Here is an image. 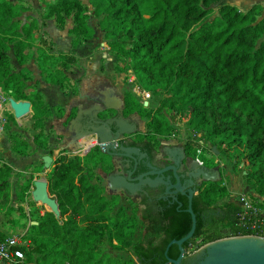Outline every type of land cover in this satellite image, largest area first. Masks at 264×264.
<instances>
[{
  "label": "trees",
  "instance_id": "1",
  "mask_svg": "<svg viewBox=\"0 0 264 264\" xmlns=\"http://www.w3.org/2000/svg\"><path fill=\"white\" fill-rule=\"evenodd\" d=\"M82 1L43 0L41 5L46 10L43 19L55 17L61 27V15L73 14L76 27L85 32L83 40L89 39L92 31L82 23L85 19ZM85 1L109 50L124 58L116 64L118 71L131 70L138 85L151 97L162 95L160 109L184 118L190 136L184 144L187 154L210 164L199 145L203 138L218 139L228 151L242 149L250 169L247 176L254 184L253 194L249 195L255 206L263 209V5L256 3L242 11L229 4L231 0ZM21 13L18 3L0 0V24L4 34L21 38L18 24L13 22ZM5 48L6 45L1 44L0 68L8 61ZM30 52L29 45L15 42L14 54L18 58ZM69 62L66 54L43 53L37 57L38 66L52 70L58 80L67 77L57 69V64L67 67ZM3 76L0 70V86L7 95L15 101H28L36 117L38 105L18 89L10 90V77ZM142 104L127 92L123 116L128 117L136 110L143 114L146 109ZM113 114L114 110L100 113L103 117ZM146 116L149 117L150 112ZM149 127V134H141L149 151L160 145L156 136L169 137L174 132L160 114L153 116ZM105 165H110L109 157L99 147L81 158L61 155L52 162L46 175L47 191L58 205L59 216L45 212L31 224L32 250L38 254L37 264H168L164 256L167 244L182 238L190 229V215L185 210L187 201L179 198L182 206L178 209L177 203L170 206L160 201L165 210L158 216L148 207L141 217L145 225L143 234L132 241L137 219L129 217L122 207L115 209L118 196L109 199L104 196L96 170ZM24 182L22 194L32 187V175L26 174ZM227 195L221 182H208L193 198L196 228L193 237L182 245L186 252L229 237L253 234L264 237V226L256 224L255 229L251 228L255 220L241 216L242 209L235 197L217 206ZM8 199L9 183L4 180L0 182V211L6 208ZM106 231L111 233V242L127 248L131 258L121 261L108 255H96L97 247L106 241ZM3 239L0 232V240ZM21 250L25 256L23 264H33L29 249L23 246ZM178 254L175 245L167 251L171 259H176Z\"/></svg>",
  "mask_w": 264,
  "mask_h": 264
},
{
  "label": "rangeland",
  "instance_id": "2",
  "mask_svg": "<svg viewBox=\"0 0 264 264\" xmlns=\"http://www.w3.org/2000/svg\"><path fill=\"white\" fill-rule=\"evenodd\" d=\"M9 1L22 7L20 16L13 20L18 24L21 38L4 34V27L0 24V48L1 44L6 45L4 53L8 58L0 70L4 72L3 77H10L9 89L14 91L18 89L25 94L27 99L38 105L39 113L34 117L31 110L20 119L10 116L7 129L0 137V175L3 177L0 182L5 180L9 183V199L6 208L0 211V226L4 227L7 234H24L22 238L24 247L32 253L33 264H37L35 259L38 254L32 250L34 241L30 227L50 209L33 201L32 187L28 193L22 194L21 191L25 187L24 177L31 174L33 182H46V175L51 166L49 169H43V156H50L53 162L61 155L81 158L92 149L96 144V136L82 131L83 120L89 119H84V116H90L88 114L91 108L98 110L104 106H115L118 111L123 110L124 96L130 92L139 103H144L142 105L146 109L143 114L136 110L128 116L137 127L133 133H140L139 141H144L141 140L143 137L141 134L151 132L149 122L155 114L162 115L174 128L169 137L156 136L160 144L168 147L169 141H174L184 146L190 140V136L184 126V118L160 109L162 95L143 101L134 92V87L138 83L132 71H118L116 64L123 62L124 58L109 50L92 9L85 0L82 1L85 15L82 23L92 31V36L85 40L82 36L85 32L76 27L77 21L73 14L61 15L63 23L59 27L55 17L43 19L46 13L41 5L43 0ZM252 2L263 4V0ZM228 3L236 5L242 11L247 10L237 0ZM217 8L218 5L214 6L215 12ZM16 41H23L25 45H29L31 52L23 58H18L14 54ZM43 53L54 56L66 54L70 58L67 67L57 64V69L62 71L67 79L58 80L52 70H44L38 66L37 57ZM122 66L119 64V67ZM5 93L7 94L6 91ZM149 112L150 116L147 117L146 114ZM78 136H81V140L79 145H76ZM199 145L209 159L206 160L210 163L206 165V169L211 172L217 171L215 182H221L222 187L228 191L227 197L219 201L217 206L234 199L237 195L253 194L254 184L247 176L250 169L242 149L228 151L215 138H203ZM213 148L218 152L217 155L213 153ZM96 173L102 175L100 172ZM99 182L104 188V196L109 199L111 193L108 190L105 192V181L100 178ZM119 207H122L129 217L137 219L138 226L132 238V241H136L142 236L145 227L141 218L142 209H139L135 201L122 197H119L115 209ZM105 239L106 241L96 249L98 257L108 255L121 261L132 257L127 248H120L115 242H111L109 231L105 232ZM189 252V255L194 253L193 249Z\"/></svg>",
  "mask_w": 264,
  "mask_h": 264
},
{
  "label": "flooded vegetation",
  "instance_id": "3",
  "mask_svg": "<svg viewBox=\"0 0 264 264\" xmlns=\"http://www.w3.org/2000/svg\"><path fill=\"white\" fill-rule=\"evenodd\" d=\"M86 118L89 119L86 121L83 120V132H103L104 127L109 126L111 129L110 134L114 136L115 133L121 132L122 129L116 127L115 123L109 125V121L126 117L123 116L122 110L118 111L116 109L114 110V114L111 116L108 115L103 117L100 113H98L96 116H84V119ZM139 134L140 133L137 132L124 134L122 139L118 141V146L114 152L110 150L108 153L104 152L109 157L110 165L103 166V169L98 168L96 172H100L102 174L99 176L103 179V181H105L104 187L108 184L106 178L109 175H118V177L124 178L130 184H137V179L140 176H143V179L150 180H153L156 177H162L165 184L158 183L155 187H150L148 184H145L141 186L140 190H136L133 193L123 189L119 192V194H115L112 190H108L110 191L109 193H111V196H119L135 201L139 209H142L141 214L149 207L152 214L155 216H158L165 210V208L160 204V201L162 203L169 204L170 206L177 203L178 209L182 206L179 198H184L187 201L186 194L188 191L193 192V198L197 196L202 188L208 183L202 176L204 168H207L205 162L199 158L195 159L190 154H187L184 146L180 144H177V147L172 146L169 149L168 147L160 144L156 150L149 151V146L146 144L147 142L138 140ZM95 147H99L97 142L92 149ZM119 147L136 149L138 150V154L133 155L132 157L118 156L122 154L120 151H117ZM168 167L174 168L175 174L182 187V190L177 191V193H174L173 189H169V193H166V189L176 183V180L170 175V172H166L163 175L160 174L159 176L154 174ZM149 173H151V175H147ZM173 197L177 198L176 202L172 200ZM179 203L181 204L180 206ZM185 257L186 259L182 261V264H198L200 261V258L193 255L186 254Z\"/></svg>",
  "mask_w": 264,
  "mask_h": 264
},
{
  "label": "water",
  "instance_id": "4",
  "mask_svg": "<svg viewBox=\"0 0 264 264\" xmlns=\"http://www.w3.org/2000/svg\"><path fill=\"white\" fill-rule=\"evenodd\" d=\"M10 108L13 113V117L15 119H20L31 111V104L28 101H15L13 98H9ZM105 110H113V108H106ZM105 110H99L98 113H101ZM119 119L111 120L109 123H116L117 127H120ZM124 130L121 132H117L114 134L113 138L110 137H101L98 133H92L89 135L96 136V142L102 152H109V150H113L116 148L117 142L122 139L124 134H131L135 130V126L133 124L127 123L124 120ZM87 137V136H85ZM80 147V146H79ZM121 151H125V153L133 152L138 154V150L136 149H126L123 147H119ZM90 151V150H89ZM88 151V152H89ZM215 155L218 152L215 148L212 149ZM86 152V154L88 153ZM85 154V155H86ZM111 154V153H109ZM126 157H132L131 155H126ZM43 169H49L52 164V158L50 156H43ZM166 172H170V175L176 180L174 185H171L166 189V193H169V189H173L174 193L177 191H181L182 187L180 185L179 179L175 174V170L173 167L165 168L159 172L154 173L156 176L160 174L163 175ZM204 175H209L211 171L204 168ZM153 174V173H152ZM151 175V173L147 174ZM143 176H140L137 181V184H126L124 180L121 182V186H124L125 189L133 193L136 190H140L141 185H144V182L147 183L150 187H155L158 183L165 184L162 177H156L153 180L143 179ZM207 182H215L216 179L214 177H209L204 179ZM32 195L33 201L36 203H40L49 207L52 214L56 217L59 216L58 205L47 191V183L45 181H34L32 185ZM187 198V209L186 212L190 215L191 225L189 231L178 240H171L164 251V256L167 259L168 264H182V261L186 259V251L182 247V245L190 240L193 237L196 228V218L192 211V199L193 192L188 191L186 194ZM173 201H177V198L173 197ZM181 204L179 203V206ZM35 224V223H32ZM175 245L178 249V256L176 259L168 258L167 251L170 246ZM200 258L198 264H264V238L256 237V236H241V237H229L220 240H216L210 243H207L200 247L196 252L191 254Z\"/></svg>",
  "mask_w": 264,
  "mask_h": 264
},
{
  "label": "built area",
  "instance_id": "5",
  "mask_svg": "<svg viewBox=\"0 0 264 264\" xmlns=\"http://www.w3.org/2000/svg\"><path fill=\"white\" fill-rule=\"evenodd\" d=\"M134 92L143 100L148 101L151 98L149 92L142 89L136 84ZM9 97L3 88L0 86V137H2L6 131L8 118L13 115L9 104ZM236 203L241 207V216L253 218L255 222L251 225V228L255 229L256 224L264 226V208L261 209L253 203L250 195L240 194L235 197ZM4 239L0 240V264H23L25 256L21 247L24 246L22 240V233L18 234H3ZM250 236L262 237L258 234ZM264 238V237H262ZM199 249V248H198ZM197 249V250H198ZM197 250H193L194 252ZM189 250L186 252L189 255Z\"/></svg>",
  "mask_w": 264,
  "mask_h": 264
},
{
  "label": "crops",
  "instance_id": "6",
  "mask_svg": "<svg viewBox=\"0 0 264 264\" xmlns=\"http://www.w3.org/2000/svg\"><path fill=\"white\" fill-rule=\"evenodd\" d=\"M235 1V0H234ZM238 2H239V4H241V5H244V7H246L247 9L251 6V5H253V4H256L255 2H252L253 0H237ZM261 4V3H260ZM263 9H264V0H263ZM241 10V9H240ZM113 108V110H116L117 108L115 107V106H108V108ZM107 108V106H104L103 108H101V109H98V110H96L95 108H91L90 109V112H89V114L88 115H93V116H96V115H98V111L99 110H105ZM122 110V109H121ZM120 110V111H121ZM119 123H120V127H118L119 129H122V130H124V128H126L125 126H124V120H126L127 121V123H129V124H133L134 126H135V128H136V125L133 123V122H131L129 119H128V117H126V118H119ZM114 123V122H113ZM109 125H111L112 123H108ZM115 126H116V123H115ZM117 127V126H116ZM110 132H111V129L109 128V126H105L104 127V130H103V132H93V133H98L101 137H110V138H113V136L110 134ZM105 133H106V135H105ZM88 134H92V133H88ZM79 138L78 139H76V141H75V144L76 145H79V143H80V140H81V136H78ZM117 144H118V142H117ZM168 144H170V145H168V149L170 148V147H172V146H174V147H177V144L178 143H175L174 141H169V143ZM171 144H174V145H171ZM162 145V144H161ZM117 146L118 145H116V148H117ZM162 146H165V145H162ZM167 147V146H166ZM116 148L115 149H113V150H110V151H112V152H114L115 150H116ZM117 151H120L122 154H120V155H118V156H123V157H126V155H131V156H133V155H137V154H135V153H133V152H129V153H125V151H121L119 148H118V150ZM204 172V171H203ZM202 172V176H203V179H205V178H208V176L209 177H214V178H216L217 177V175H218V172L217 171H215V172H211L209 175H204V173ZM122 180H124L125 181V183L126 184H130L128 181H126L124 178H122V177H118V175L117 176H111V175H109L107 178H106V181H107V185H106V190H112L115 194H119V192L121 191V190H123V189H125L124 188V186H121L122 184H121V182H122ZM145 184H147V183H145L144 182V185ZM142 186V185H141ZM125 190H127V189H125ZM0 232L2 233V234H7V232L5 231V229H4V227L3 226H0Z\"/></svg>",
  "mask_w": 264,
  "mask_h": 264
}]
</instances>
